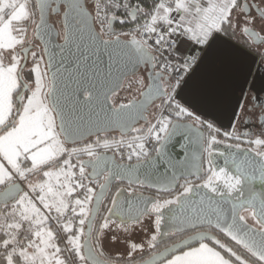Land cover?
Returning <instances> with one entry per match:
<instances>
[{"label":"snow or ice","instance_id":"1","mask_svg":"<svg viewBox=\"0 0 264 264\" xmlns=\"http://www.w3.org/2000/svg\"><path fill=\"white\" fill-rule=\"evenodd\" d=\"M48 14L62 15L63 35L55 32L62 44L52 40ZM116 23L133 26L117 31ZM261 33L264 0H0V264H156L161 257L160 264H264V105L250 109L260 131L245 133L244 148L225 144L219 129L176 100L180 73L199 49L228 34L264 43ZM128 76L130 90L147 88L144 99L116 105L112 97ZM149 102L154 123L142 115ZM138 118L146 129L134 127ZM116 131L120 138L110 139ZM224 135L241 141L235 131ZM85 136L96 139L75 146ZM176 143L183 159L170 151ZM114 180L128 187L116 189L97 224ZM134 185L167 197H146ZM145 219L150 238L128 242ZM189 230L155 251L163 238ZM109 234L124 252L106 253Z\"/></svg>","mask_w":264,"mask_h":264},{"label":"water","instance_id":"2","mask_svg":"<svg viewBox=\"0 0 264 264\" xmlns=\"http://www.w3.org/2000/svg\"><path fill=\"white\" fill-rule=\"evenodd\" d=\"M90 2L91 0H89V3ZM52 15L53 14H48L46 17L49 26L53 28L52 40L54 43L62 44L63 40L55 35V32L61 33V30L58 27V25H56V23L52 21L51 19ZM59 23L61 25L63 24L62 15H60ZM253 38L256 41V38L255 37ZM37 42L40 44L41 48H43V41L37 40ZM51 51L57 53V59H59V49L52 48ZM73 51H75L74 48ZM65 55H67V53H65ZM102 59L104 60L106 65L107 57L103 56ZM257 60H258L257 55L243 48L229 37L225 35H220V38L211 46V48H204L197 65L195 66L193 71L186 77L180 88L176 91V99L180 101L182 104L192 109L200 117L211 120L222 129H230L233 127L240 104L242 102L243 94L251 79L252 74H254V77L252 80L251 88H255L254 87L255 84H262L264 86V67L258 65L257 68L255 69ZM143 70H144L143 67H141L140 72ZM146 75L148 79L147 71H146ZM128 77H132V76H128ZM125 79L122 80L121 86L120 88L117 89V92L123 87ZM149 83H151V81L148 79L147 84ZM160 83H161V87H165L164 81H161ZM142 90L147 91V88L145 87ZM255 91L257 94H260L261 92H264V87L261 90L255 89ZM135 99L140 101L143 100L144 98L139 95V97ZM153 100L155 102L159 101L155 97H153ZM254 100L256 99L254 98ZM152 105L153 103L149 102L146 105V111L142 113L143 117H145L147 121H149L148 115L151 111ZM143 123H146V120L138 118V123H136L134 127H137L138 125ZM202 131L205 134V130L202 129ZM112 133H117L120 135L119 131ZM93 137L95 136H91V137L85 136L82 139H80L78 144L87 142L90 138ZM177 140L180 143L184 142L183 139L179 137L177 138ZM218 147L221 150H225L224 144H221ZM170 151H172L173 155H175L178 159H183L184 153L181 150L179 143H176L175 147L170 146ZM105 155L112 157L114 154L105 153ZM117 162L120 161L117 160ZM161 170H163V166H161ZM116 181L117 180L113 181L111 187L105 194V198L108 196L112 186L115 184ZM123 182L128 185L127 180H124ZM122 188H127V187H122ZM149 189L155 191L157 194H167L164 192L158 193L155 188H149ZM97 192H99V188ZM138 193H142L146 197H158L157 195L150 193H143V192H138ZM104 199L102 200L101 205L99 206L100 210ZM94 204L95 201L93 202V205ZM100 210L97 214L96 220L98 218ZM117 223H119V221H117ZM249 223L252 222L249 221ZM206 230H207L206 228L197 229V231H206ZM192 234L193 233L186 235L181 239L176 240L164 246L163 248L157 250V252L162 253L166 247H170L173 243L180 242L186 239L188 236H191ZM168 239L169 238H163L162 242H165ZM168 255L170 258L171 253H169ZM150 257L151 254L145 257L144 259H149ZM160 259H163V257H161ZM160 259L156 261V264H160Z\"/></svg>","mask_w":264,"mask_h":264},{"label":"flooded vegetation","instance_id":"3","mask_svg":"<svg viewBox=\"0 0 264 264\" xmlns=\"http://www.w3.org/2000/svg\"><path fill=\"white\" fill-rule=\"evenodd\" d=\"M54 19L59 27L60 23V15H52L51 19ZM53 21V20H52ZM60 28V27H59ZM61 33L62 29L60 28ZM262 36H264V33H261ZM227 37H229L230 39L234 40L236 43H238L240 46H242L243 48L249 50L250 52L254 53L255 55H257L258 60L255 66V69L257 68L258 65L264 67V56L261 55L262 52H264V43H259L256 42L255 39L253 37H249V41L251 43V46H249V44H246L245 41L243 39H241L239 37V35L233 36L231 34L225 35ZM257 47H259V51L257 50ZM204 50V48H201L199 50ZM254 74H252L251 79L246 87V90L243 94V98H242V102L240 104L235 122L233 124V127L230 129H222L220 128L218 125L216 126L214 123L206 120L208 123H212L214 128L219 129V133L217 135V138L224 141L225 144H235L240 142L241 146L244 148L249 147L250 145L242 143V141L249 139V136H246L245 133L250 134L251 138H255V136L259 133L260 128H259V122L255 119V117L253 116L252 112L250 111V109L253 108V106H255L256 110L259 111L260 106L264 105V92H261L260 94H257L255 89L257 90H261L264 86L262 84H255L254 87L255 88H251V84H252V80H253ZM254 98L256 100H254ZM160 101L157 103L159 104ZM236 132L238 135L241 136V141H236V140H229L225 137V133H233ZM137 189V188H136ZM138 192H140V190L137 189ZM157 196L159 198H163V195L161 194H157Z\"/></svg>","mask_w":264,"mask_h":264},{"label":"trees","instance_id":"4","mask_svg":"<svg viewBox=\"0 0 264 264\" xmlns=\"http://www.w3.org/2000/svg\"><path fill=\"white\" fill-rule=\"evenodd\" d=\"M37 19H38V16H37ZM52 20H53V22L56 21V20H54L53 18H52ZM55 23H56V22H55ZM56 25H57V23H56ZM124 26H125V25H123L122 27H124ZM59 27L62 29V25H61V24L59 25ZM62 35H63V33H61V36H62ZM139 75H142V76L144 77V79H145V85H146L147 82H148L147 75H146V71H145V70L141 71V72L139 73ZM130 79H133V77H128V78H126V79H125V82H124V84H123V87L117 92V94H116L114 97H112V102H113L114 104L118 105V104H121V103H127V102H129V100H131L132 98H137V97H139V95H140L139 92H140L142 89H139V86H136V85H134V86L131 88V90L129 91V92L131 93V94H130L131 96L129 97V99L125 98V95H123V90H124V88L126 87V84H127L128 80H130ZM164 85H165V87H167V84H166L165 82H164ZM138 89H139V90H138ZM123 96H124V98H122ZM158 102H159V101L155 102V104H157ZM154 113L157 114L156 110H154V104H153L152 107H151V111H150V113H149V115H148V117H149V121H150V122H153V121H154ZM202 119H203L204 121L208 120V119H204V118H202ZM208 121L212 122L211 120H208ZM212 123H214V122H212ZM214 124H215V123H214ZM215 125H216V124H215ZM216 126H217V125H216ZM146 127H147V124H146V123H143V124H140V125L137 126V128H145V129H146ZM204 130H205V134L207 135V134H208L207 130H206V129H204ZM102 135H103V134H102ZM108 135H109V138H111V137L118 136L119 134H117V133H109ZM95 139H96V137L90 138L87 142H89V141H93V140H95ZM122 187H128V185H127L126 183H124L123 181H119V180H117V181L115 182V184L112 186V188H111V190H110L108 196L104 199V201H103V203H102L100 213H99L98 218H97V220H96V223H97V224L101 223V222L103 221V217H104L105 215H107V208H108V207H111V197H112V195H114L116 189H117V188H122ZM134 187L137 188L138 190H140V192H143V193H150V194L157 195V193H156L155 191H152V190L149 189L147 186H143V187H141V186H139V185H134ZM161 195H163V196H167V194H161ZM110 227H111V228H114L115 225H110ZM191 233H192V231H187V232H185L183 235L175 236V237H171V238H169L167 241L160 243V244L158 245V248H157L155 251H157V250L163 248L164 246H166V245H168V244H170V243H172V242H174V241H176V240H179V239H181L182 237H184V236H186V235H189V234H191ZM217 234H218V236H219L224 242L229 243V244L234 248V250H236V251L238 252V254H242V255L245 256V258H249V257L247 256V254L244 252V250H243L240 246L235 245L234 242H231L227 237H224L223 234H220V233H217ZM107 238H108V239L110 238L109 235L107 236ZM105 248H106V247H105ZM218 250H219V249H218ZM105 251H106V253H110V254H112L113 256L117 255V254H115V253H111V252L107 251V249H105ZM151 253H152V250H147V249H146L145 252L142 254V255H143V258L149 256ZM251 259H253V264H255V260H254V258H251Z\"/></svg>","mask_w":264,"mask_h":264},{"label":"rangeland","instance_id":"5","mask_svg":"<svg viewBox=\"0 0 264 264\" xmlns=\"http://www.w3.org/2000/svg\"><path fill=\"white\" fill-rule=\"evenodd\" d=\"M38 43V42H37ZM41 47V46H40ZM132 80V79H130ZM126 84V87L123 90V95H125V98L129 99V97L131 96L130 94V89H129V81ZM124 98V96L122 97ZM154 110H156L155 106H154ZM199 116V115H196ZM200 117V116H199ZM201 120L202 117H200ZM167 196H163V198H166ZM251 222V220H249ZM144 229L145 230H141L140 228H135L130 235L125 234L122 230L118 233V235L120 237H125L127 235V240L128 242H135V243H141L146 241L148 238H150V235L154 232V228L151 225V221H149L148 219H145L144 221ZM110 237V234H109ZM105 249H107V251L111 252V253H121L125 251V245L120 243V241H117L114 245L111 244L110 242V238H106L105 239Z\"/></svg>","mask_w":264,"mask_h":264},{"label":"built area","instance_id":"6","mask_svg":"<svg viewBox=\"0 0 264 264\" xmlns=\"http://www.w3.org/2000/svg\"><path fill=\"white\" fill-rule=\"evenodd\" d=\"M133 25H131V24H126L124 27H122L120 24H116L115 25V27H116V29H117V31H120V30H123V31H127L130 27H132ZM98 27V26H97ZM202 51H203V49L202 50H198V59L193 63V65H192V67H191V69L187 72V73H184V72H181L180 73V75H182L183 76V80H182V82H181V85H182V83L184 82V80L186 79V77L193 71V69L195 68V66L197 65V63H198V61H199V59H200V57H201V54H202ZM173 63H175V61H173ZM175 75V74H174ZM173 83L175 82L174 81V79H173V81H172ZM180 85V86H181ZM180 88V87H179ZM179 88H177L176 89V91L179 89ZM177 100V99H176ZM178 101V100H177ZM182 106H184L185 108H187L189 111H191V112H193V116L195 117L197 114L192 110V109H190L189 107H187L186 105H184V104H182L180 101H178ZM158 114V113H157ZM190 121V120H189ZM155 122V119H154V121H153V123ZM131 135H134V133H132V134H129V137L131 136ZM112 138V137H111ZM110 138V139H111ZM115 138L116 139H119L120 138V135H118V136H115ZM89 142H91V141H89ZM84 143H88V142H84ZM84 143H82V144H78V145H75V146H83V144ZM154 143V141H149L147 144H146V147L150 150L151 149V147H152V144ZM122 151L126 154L127 153V151H128V149H126V148H124V149H122ZM105 153H110V154H114L115 153V149H113V150H110V151H107V152H105ZM152 154H155L154 152L152 153ZM83 158H87V157H83ZM116 159L118 160V161H120V157H119V155H116ZM75 162V161H74ZM133 162H135V161H133ZM102 181H103V179L102 178H100V180H99V183H102ZM98 184L96 185V191L98 190ZM55 227V226H54ZM58 243H59V241H57ZM61 246L63 247V245L61 244Z\"/></svg>","mask_w":264,"mask_h":264}]
</instances>
